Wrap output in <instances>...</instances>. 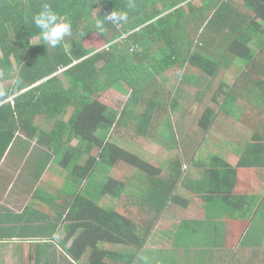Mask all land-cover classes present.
Masks as SVG:
<instances>
[{
  "label": "trees",
  "instance_id": "trees-1",
  "mask_svg": "<svg viewBox=\"0 0 264 264\" xmlns=\"http://www.w3.org/2000/svg\"><path fill=\"white\" fill-rule=\"evenodd\" d=\"M199 2L0 0V166L20 152L22 142L27 143L24 151L34 142L21 172L29 159L32 171L53 162L85 182L82 193L69 187L73 201L68 220L73 226L68 239L74 236L69 254L76 264H133L165 210L190 204L177 193L185 175L180 158L157 167L111 140L122 129L135 131L136 138H130L138 143L150 133L165 111L163 102L147 95L152 85L157 87V77L166 82V73L180 68L182 82L196 86L201 77L214 79L223 69L244 66L239 76L246 79L244 88L223 80L219 84L213 102L222 109L228 100L247 94L253 74L264 72L259 62L264 54V0ZM43 4L72 25L71 34L56 48L43 43L33 22ZM111 11L127 12V20L106 23L103 35L96 33V19ZM7 83L9 88H2ZM250 87L264 94L263 80ZM178 100L172 98L170 110L179 106ZM114 102L124 105L121 113ZM216 120L208 107L197 125L207 132ZM210 155L207 194L201 201L232 220L252 219V210L264 205V199L239 190L237 170L219 154ZM125 164L144 175V188L129 190L128 182L109 174ZM129 191H134L140 214L151 221L138 224L99 206L103 198L122 200ZM116 246L134 252L109 249Z\"/></svg>",
  "mask_w": 264,
  "mask_h": 264
},
{
  "label": "crops",
  "instance_id": "crops-1",
  "mask_svg": "<svg viewBox=\"0 0 264 264\" xmlns=\"http://www.w3.org/2000/svg\"><path fill=\"white\" fill-rule=\"evenodd\" d=\"M259 62L264 63V54L259 55ZM259 80L264 81V72L253 74L247 87ZM245 82L246 79L240 77V82L234 84L236 88L238 85L244 88ZM247 91L242 98L243 119L250 126L241 125L227 115L231 120L227 126L236 139L227 141L229 156L219 150L215 154L237 170L239 190L262 200L264 94L253 87ZM254 99H259L260 104ZM242 132L248 137L240 134ZM73 142L71 145L76 146L77 141L76 145ZM26 144L22 142L19 147L22 155L14 152L13 157L5 158L0 166V264H76L69 254L74 241V236L68 239L73 226L68 220L73 201V190L69 187L77 186L82 193L85 182H77L66 169L53 162L32 174L21 172L34 142L24 151ZM243 162L247 165L239 167ZM54 165L60 171L52 172ZM206 194L207 190L199 193L196 200L202 202L201 197ZM99 206L106 209L101 202ZM190 208V204L186 208L169 206L133 264H264L263 204L254 207L253 218L248 221L232 220L224 211L208 209L206 205L194 209L199 218L195 213L188 217ZM176 209L181 210L178 214L182 216L177 221L172 215ZM109 249L125 252L122 246ZM128 251L131 253L134 249L127 248Z\"/></svg>",
  "mask_w": 264,
  "mask_h": 264
},
{
  "label": "rangeland",
  "instance_id": "rangeland-1",
  "mask_svg": "<svg viewBox=\"0 0 264 264\" xmlns=\"http://www.w3.org/2000/svg\"><path fill=\"white\" fill-rule=\"evenodd\" d=\"M199 1L193 0V3L199 5ZM32 43L38 44L39 41L34 40ZM240 69H223L214 79L201 77L196 86L182 82L180 74L183 70H180V68L166 73L165 77L168 78L166 82H162V78L157 77L155 82L158 84L157 87L152 85L147 95L163 102L165 104V111L158 116V119L154 120L150 133L140 138L139 143L135 139L130 138L132 136L136 138V133L133 130H117L111 136V140L115 141L119 146L137 154L145 161L157 167L167 165L164 163L167 160L180 158L185 177L180 183L177 193L180 197L190 201L191 208L188 211V217H193L195 213L196 217L199 218V214L195 210L199 206L205 205L196 200V195L207 190L208 166L212 157L210 154L218 153L219 150L225 154L227 153L226 155L229 156L227 141L236 139L232 136L231 127H228L230 126L228 123L231 122L228 116L235 122L241 123V125L245 124V120L243 119L244 103H241L243 101L242 98L228 100L222 109L217 103L213 102V97L218 87H220L219 84L222 80L230 86H233L235 82H240L239 76L244 66H241ZM2 88H9V84H3ZM250 88L247 87V89ZM173 97H177L180 102L176 109L170 110L168 103ZM193 98L194 100L192 101ZM219 99L222 101L223 97L220 96ZM258 100L255 101L254 99V102L258 103ZM191 102H193L192 105H190ZM114 105L116 111L121 113L124 105L116 102H114ZM208 107L215 111L217 120L211 129L206 132L200 129L197 123L203 111ZM227 114L229 115L227 116ZM246 124V127L250 126V123ZM132 125L135 126L136 122ZM240 134L244 135V137L246 136L244 132ZM73 144L76 145V141ZM82 150L86 152L88 146L85 145ZM31 161V159L27 161L25 170L27 174L37 172L31 170L34 163ZM57 165L52 166V172L60 171ZM65 174L63 170V175ZM109 174L128 182L130 186L129 190H136L137 187L144 188L141 184V181H144V175L129 165L125 164L117 169H113ZM101 204L106 209L114 210L119 214H127L129 218L138 224H142L146 220L151 221V217L148 218L140 214V207L135 201L134 191H129L123 195L122 200H114L111 197L103 198ZM176 210L178 212L175 211L172 215H174V218H177V221L182 216L180 217L178 214L181 213V210ZM159 221L160 219L157 221V224H159ZM126 249L124 247L123 251H126Z\"/></svg>",
  "mask_w": 264,
  "mask_h": 264
},
{
  "label": "clouds",
  "instance_id": "clouds-1",
  "mask_svg": "<svg viewBox=\"0 0 264 264\" xmlns=\"http://www.w3.org/2000/svg\"><path fill=\"white\" fill-rule=\"evenodd\" d=\"M128 7H134L129 4ZM127 20V12L111 11L110 14L103 15L102 18H97L94 24L96 33L103 35L105 32L106 23H120ZM33 22L40 29V36L43 43L49 47L56 48L60 45L64 37L72 32L70 22L62 19L51 8L49 4H43L38 14L33 17Z\"/></svg>",
  "mask_w": 264,
  "mask_h": 264
}]
</instances>
